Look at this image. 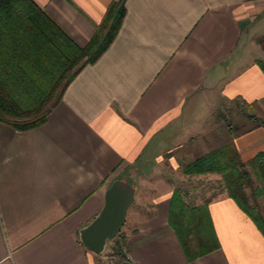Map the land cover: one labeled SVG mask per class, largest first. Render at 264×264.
I'll list each match as a JSON object with an SVG mask.
<instances>
[{"label":"crops","instance_id":"1","mask_svg":"<svg viewBox=\"0 0 264 264\" xmlns=\"http://www.w3.org/2000/svg\"><path fill=\"white\" fill-rule=\"evenodd\" d=\"M30 1L83 47L120 0ZM121 5L107 47L78 70L40 125L18 130L0 122V264H96L77 230L98 212L113 179L153 176L121 237L123 264H264V214L245 188L260 222L226 194L222 180V194L191 206L161 177L177 168L196 176L182 167L222 147L244 168L247 161L254 176L250 161L264 152V128L254 120L264 121V75L256 65L264 60L257 44L264 0ZM240 106L255 114H244L239 130L224 123V113ZM209 174L220 177L198 175ZM174 191L185 206L205 207L213 238L191 260L197 247L186 256L169 222Z\"/></svg>","mask_w":264,"mask_h":264},{"label":"trees","instance_id":"2","mask_svg":"<svg viewBox=\"0 0 264 264\" xmlns=\"http://www.w3.org/2000/svg\"><path fill=\"white\" fill-rule=\"evenodd\" d=\"M121 3L107 7L88 44L79 47L30 0H0V122L18 130L40 125L66 84L82 66L92 63L115 35L123 15ZM257 44L264 52V36ZM256 65L264 75V60L256 61ZM254 120L264 128V121ZM249 166L255 178L263 182L264 152L256 154ZM182 173L219 174L226 194L261 221L255 209L246 204L244 186L250 182L249 174L228 147L185 164ZM170 206L169 222L185 255L197 247L188 259L208 250L213 238L205 229V207L185 206L177 191L172 193Z\"/></svg>","mask_w":264,"mask_h":264},{"label":"rangeland","instance_id":"3","mask_svg":"<svg viewBox=\"0 0 264 264\" xmlns=\"http://www.w3.org/2000/svg\"><path fill=\"white\" fill-rule=\"evenodd\" d=\"M245 109L247 110L246 113L244 111H241V106H240V111L238 112L224 113L226 117L224 119V123L226 125L233 126L235 129L239 127L240 130V128H242L241 124L244 121L243 115L246 114L247 116H252L255 114L254 112L251 113L245 106H243V110ZM249 122H251V120ZM246 162L247 161H244V164H245V169H247L249 173L250 182H249V186L248 187L244 186V188L247 194L250 195L249 196L250 201L258 205V209L256 211L264 214V202H263L264 183L259 181L257 178H255L252 175L251 170H249V168L246 165ZM174 163L181 164L182 161L181 162L176 161ZM161 177L165 179L169 178L170 184L174 188L178 189L184 202L187 205H191V206L197 205L199 203L204 202V200L206 199L209 200L216 198L217 196H219V194L223 193V189L221 187V179L216 174L198 175V176L196 175V176L186 177L183 176L180 170L177 168V170L173 171L172 175L168 177L167 176L165 177L163 175ZM155 178H157V176L146 178L144 180L136 178L134 179V181H132L131 183L132 186L136 188V192H135L136 200H133L132 204L128 207V210L125 215L124 223L119 230V236H115L111 240L107 241L105 243L102 252L96 254L95 256L96 264H123L120 258L116 255V251L120 249L119 248L120 240L117 237H120L121 235L124 234L130 222L131 213L135 212L137 207H140V201H141L140 195L142 194V192H144L146 187H150V184L154 182L153 179ZM255 188L263 189L262 192L260 190V194H261L260 196L257 195L258 194L257 191L254 192L253 189Z\"/></svg>","mask_w":264,"mask_h":264},{"label":"water","instance_id":"4","mask_svg":"<svg viewBox=\"0 0 264 264\" xmlns=\"http://www.w3.org/2000/svg\"><path fill=\"white\" fill-rule=\"evenodd\" d=\"M134 187L116 178L104 189L103 201L94 217L77 230L83 247L94 254L102 252L105 243L116 236L133 202Z\"/></svg>","mask_w":264,"mask_h":264}]
</instances>
